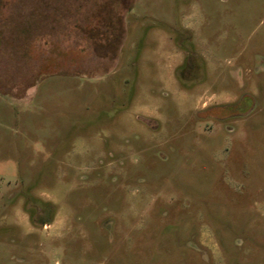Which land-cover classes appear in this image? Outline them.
I'll return each instance as SVG.
<instances>
[{"label":"rangeland","instance_id":"obj_1","mask_svg":"<svg viewBox=\"0 0 264 264\" xmlns=\"http://www.w3.org/2000/svg\"><path fill=\"white\" fill-rule=\"evenodd\" d=\"M0 264H264V0H0Z\"/></svg>","mask_w":264,"mask_h":264},{"label":"trees","instance_id":"obj_2","mask_svg":"<svg viewBox=\"0 0 264 264\" xmlns=\"http://www.w3.org/2000/svg\"><path fill=\"white\" fill-rule=\"evenodd\" d=\"M189 64V63H188ZM198 76V75H197ZM184 81V80H183ZM184 83V85H186V83H185V81L183 82ZM48 221L47 220H45V223H47Z\"/></svg>","mask_w":264,"mask_h":264}]
</instances>
